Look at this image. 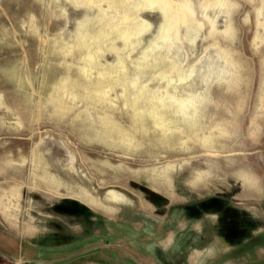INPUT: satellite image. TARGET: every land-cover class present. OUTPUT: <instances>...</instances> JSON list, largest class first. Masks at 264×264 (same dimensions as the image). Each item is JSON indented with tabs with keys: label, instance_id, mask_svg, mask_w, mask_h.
Wrapping results in <instances>:
<instances>
[{
	"label": "rangeland",
	"instance_id": "obj_1",
	"mask_svg": "<svg viewBox=\"0 0 264 264\" xmlns=\"http://www.w3.org/2000/svg\"><path fill=\"white\" fill-rule=\"evenodd\" d=\"M175 259L264 264V0H0V264Z\"/></svg>",
	"mask_w": 264,
	"mask_h": 264
},
{
	"label": "flooded vegetation",
	"instance_id": "obj_2",
	"mask_svg": "<svg viewBox=\"0 0 264 264\" xmlns=\"http://www.w3.org/2000/svg\"><path fill=\"white\" fill-rule=\"evenodd\" d=\"M193 236V235H192ZM190 237L191 239H194L193 237ZM213 237H217V235L216 234H213ZM189 243H187V242H182L181 243V246L184 248V247H186L187 245H188ZM181 247V248H182ZM178 259H175L173 262L175 263V264H184L183 262H178L177 261Z\"/></svg>",
	"mask_w": 264,
	"mask_h": 264
}]
</instances>
